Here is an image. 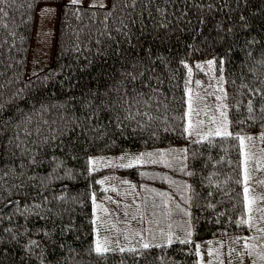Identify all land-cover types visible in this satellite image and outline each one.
I'll list each match as a JSON object with an SVG mask.
<instances>
[{
    "label": "trees",
    "instance_id": "obj_1",
    "mask_svg": "<svg viewBox=\"0 0 264 264\" xmlns=\"http://www.w3.org/2000/svg\"><path fill=\"white\" fill-rule=\"evenodd\" d=\"M41 3L59 5L54 59L27 74ZM211 57L231 135L189 138L190 75ZM262 129L264 0H0V264H208L226 241L257 264L231 240L254 242L242 141ZM127 150L138 164L90 165ZM143 160L170 170L143 187L145 234L97 253L101 178Z\"/></svg>",
    "mask_w": 264,
    "mask_h": 264
},
{
    "label": "rangeland",
    "instance_id": "obj_2",
    "mask_svg": "<svg viewBox=\"0 0 264 264\" xmlns=\"http://www.w3.org/2000/svg\"><path fill=\"white\" fill-rule=\"evenodd\" d=\"M65 1L73 2V0ZM78 2L89 5H107L109 0H77L76 3ZM58 19L59 5L41 3L37 6L27 74H32L52 63L55 53ZM192 71L189 87L188 137L215 134L217 130L220 134L229 133L231 126L222 61L218 62L213 57L197 59ZM242 142L245 154L247 187L250 191L252 189L255 192L248 196L250 213H252L250 220L252 234L250 235H254L255 238H253L254 242L248 241L244 236H242L243 239L237 241L232 239L231 241L233 244H243V250L238 251L241 255H243V252L246 254L248 251L249 242L250 244L253 243L255 256L257 257L256 263L264 264V129L245 134ZM181 147H176L177 155L180 154ZM139 156L138 153L130 150L125 151L124 154L97 153L90 156V165L92 168L112 165V163L113 165H127L130 163L133 165L139 163L137 160ZM152 158L163 162L166 160L164 154H155ZM143 162L145 164L141 166V177L136 176L134 171H130L129 174L118 173V170L114 167L101 178L102 192L95 198L97 240L101 248L113 246L119 240L118 230L121 229H123L124 241L127 244L135 239L138 240L139 235L145 234L141 223V221H144L142 218V213H144L143 194L145 193L143 187H146L147 179L165 178V173L170 172V170L156 167V161L152 163V166H146L147 162L145 160ZM156 168L164 173L161 176L155 175L154 170ZM181 189L179 195L182 196L183 200H186L188 193L183 190V186H181ZM134 236L138 238L134 239ZM226 242L221 247V255H223L224 260L216 252L215 257L208 264H222V261L225 264L228 259L227 254L230 255V264H237L234 262L236 255L233 252V245H229V251H227L224 248ZM240 262V264H249L244 257Z\"/></svg>",
    "mask_w": 264,
    "mask_h": 264
},
{
    "label": "snow or ice",
    "instance_id": "obj_3",
    "mask_svg": "<svg viewBox=\"0 0 264 264\" xmlns=\"http://www.w3.org/2000/svg\"><path fill=\"white\" fill-rule=\"evenodd\" d=\"M76 2H77V0H73V3H76ZM216 135H220L219 130H217ZM224 135H225V136H229V135H231V133L225 132ZM148 155H151V154L149 153ZM123 166H124V167H131L132 165H131V163H130V164L123 165ZM188 174L191 175L192 173H188ZM247 191H248V188H245V192H247ZM148 246H149V245H147V244L144 245L145 248H147ZM121 250L123 251V249H121ZM95 251H96L97 253H101V252H103V251H107V249H102V248L100 247V245L97 244V246H96V248H95Z\"/></svg>",
    "mask_w": 264,
    "mask_h": 264
}]
</instances>
